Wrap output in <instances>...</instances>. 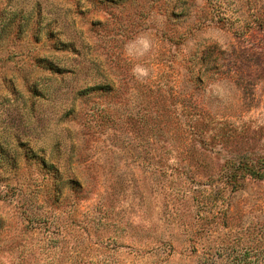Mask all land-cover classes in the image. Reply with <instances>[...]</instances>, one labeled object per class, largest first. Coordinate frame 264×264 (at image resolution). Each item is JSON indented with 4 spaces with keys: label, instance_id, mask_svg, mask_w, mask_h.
<instances>
[{
    "label": "rangeland",
    "instance_id": "rangeland-1",
    "mask_svg": "<svg viewBox=\"0 0 264 264\" xmlns=\"http://www.w3.org/2000/svg\"><path fill=\"white\" fill-rule=\"evenodd\" d=\"M237 157L264 161V0H0V264H264Z\"/></svg>",
    "mask_w": 264,
    "mask_h": 264
},
{
    "label": "trees",
    "instance_id": "trees-1",
    "mask_svg": "<svg viewBox=\"0 0 264 264\" xmlns=\"http://www.w3.org/2000/svg\"><path fill=\"white\" fill-rule=\"evenodd\" d=\"M96 88L101 89L102 86H98ZM251 161L252 160H249L248 158H243V160H240V157H237L227 162L229 164L226 165L228 167L227 168L228 171L226 172V177L228 178V181L230 183L229 185L232 187V189H234L238 185V183H240V180L243 179H247V178H252L254 180L264 179V161L262 162L259 161V163H255V161L253 162ZM231 250L233 251V247H231ZM261 252H264V250L262 249ZM234 255L235 254H233L232 257L236 258ZM233 258L231 260L228 258L226 264L236 263L237 260H233ZM239 261L241 262V258Z\"/></svg>",
    "mask_w": 264,
    "mask_h": 264
}]
</instances>
